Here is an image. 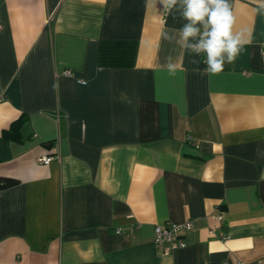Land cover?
Masks as SVG:
<instances>
[{"label": "crops", "instance_id": "0c3cea01", "mask_svg": "<svg viewBox=\"0 0 264 264\" xmlns=\"http://www.w3.org/2000/svg\"><path fill=\"white\" fill-rule=\"evenodd\" d=\"M230 3L250 43L208 75L163 38L176 9L0 0V176L18 180L0 190V264H264V13ZM166 220L192 228L161 255Z\"/></svg>", "mask_w": 264, "mask_h": 264}, {"label": "clouds", "instance_id": "9594fccd", "mask_svg": "<svg viewBox=\"0 0 264 264\" xmlns=\"http://www.w3.org/2000/svg\"><path fill=\"white\" fill-rule=\"evenodd\" d=\"M256 11L264 13V0H254ZM162 6V13L169 14L173 9L180 11L186 21L178 30L179 38L164 33L163 38L176 40L189 54L204 53L206 68L203 72L217 75L224 70L226 63H234L242 47L250 43L244 31L233 32L235 16L230 0H147V7ZM195 63V61H193ZM174 73L176 65L169 61L166 65Z\"/></svg>", "mask_w": 264, "mask_h": 264}, {"label": "built area", "instance_id": "2783aa9c", "mask_svg": "<svg viewBox=\"0 0 264 264\" xmlns=\"http://www.w3.org/2000/svg\"><path fill=\"white\" fill-rule=\"evenodd\" d=\"M264 54V51H262ZM65 76H71L70 69H65L62 72ZM84 83L83 79H79ZM51 157L48 155H41L37 157V162L41 164H48ZM192 228L190 221L178 223L171 220H166L162 224H156L153 228V242L161 255L170 254L177 248H183L186 243L182 237V232L189 231ZM118 231V230H117Z\"/></svg>", "mask_w": 264, "mask_h": 264}, {"label": "trees", "instance_id": "16d2710c", "mask_svg": "<svg viewBox=\"0 0 264 264\" xmlns=\"http://www.w3.org/2000/svg\"><path fill=\"white\" fill-rule=\"evenodd\" d=\"M27 121V117L22 114L12 121L8 128L2 130V138L5 142L21 141V130ZM18 183V180L12 177L0 176V190L12 187Z\"/></svg>", "mask_w": 264, "mask_h": 264}]
</instances>
